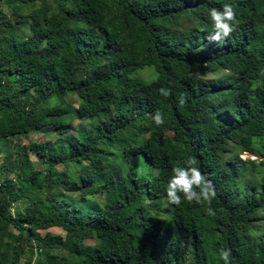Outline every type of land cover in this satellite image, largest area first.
<instances>
[{
    "label": "trees",
    "instance_id": "trees-1",
    "mask_svg": "<svg viewBox=\"0 0 264 264\" xmlns=\"http://www.w3.org/2000/svg\"><path fill=\"white\" fill-rule=\"evenodd\" d=\"M0 144V264H264V0H0ZM191 157L215 216L167 201Z\"/></svg>",
    "mask_w": 264,
    "mask_h": 264
},
{
    "label": "clouds",
    "instance_id": "clouds-1",
    "mask_svg": "<svg viewBox=\"0 0 264 264\" xmlns=\"http://www.w3.org/2000/svg\"><path fill=\"white\" fill-rule=\"evenodd\" d=\"M209 16L213 24V31L208 36L210 42L222 43L236 31L237 14L234 7L225 4L223 9L211 8ZM160 94L167 97L171 94L169 89H159ZM185 98L179 97V104L183 106ZM157 126L164 124L162 114L157 111L152 116ZM195 157L187 159L186 166H175L172 168L167 187V201L171 205L180 206L182 203L205 205L207 204V214L215 216L216 212L211 207L212 201L217 197V190L212 181L203 173ZM231 250L221 248L219 258L224 264H231Z\"/></svg>",
    "mask_w": 264,
    "mask_h": 264
},
{
    "label": "rangeland",
    "instance_id": "rangeland-1",
    "mask_svg": "<svg viewBox=\"0 0 264 264\" xmlns=\"http://www.w3.org/2000/svg\"><path fill=\"white\" fill-rule=\"evenodd\" d=\"M4 8H6V7H4ZM134 75L139 76V77H141V78H143V79H145L147 81H151V80H153L156 77V73L154 71V68L151 67V66H148L146 68L137 70ZM75 99H77L76 96H75ZM75 124L76 125L79 124V121H75ZM50 137L52 139V142L56 143L57 149L59 151H62V145L57 140L59 138V135H57V134L56 135L55 134H50L49 135L48 133H44V132H30V133H28L26 135L21 136L20 137V140H21L22 144L30 145L32 143L45 142ZM29 153H30V157L33 159V162H34L35 167H37V168L38 167H41L42 166V156L39 153H37L36 150H29ZM4 155H6V152H5L4 147L2 146V144H0V157L1 156H4ZM241 156L243 158H247L249 156L255 157V158L257 157L256 154H254V153H252L250 151H244L243 153H241ZM59 168L60 169H63L64 168V165H60ZM167 213L168 212L165 211V212H163V215L165 217H167ZM50 231H52L54 233H61L64 238H68L66 240L68 245H73V244H75L74 241H77L78 242V240L81 239V237L79 236V234H78V236L75 235V234H73V233L68 234L67 232H63L58 227H53V228L50 229ZM42 232H45V231H42ZM210 237H211V239L213 241L214 246L216 248L219 247L218 241H217V237L214 234V232H212V231L210 232Z\"/></svg>",
    "mask_w": 264,
    "mask_h": 264
}]
</instances>
